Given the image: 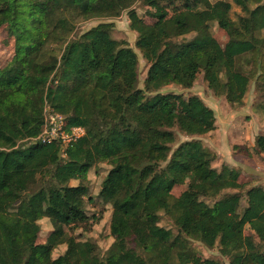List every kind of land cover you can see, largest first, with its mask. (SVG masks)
Segmentation results:
<instances>
[{"label":"trees","instance_id":"obj_1","mask_svg":"<svg viewBox=\"0 0 264 264\" xmlns=\"http://www.w3.org/2000/svg\"><path fill=\"white\" fill-rule=\"evenodd\" d=\"M125 11L148 64L143 89L137 57L111 36L110 23L76 34L87 21ZM210 22L226 33L224 45ZM0 29L13 43L0 67V264H224L199 255L190 240L219 247L228 264H264V185L213 166L216 154L195 137L215 130V114L199 97L154 94L170 84L190 88L201 71L234 109L253 84V106L264 116V0H0ZM45 101L67 128L93 132L63 148L28 143L41 131ZM173 129L191 139L172 149ZM232 153L264 162V135ZM99 164L109 167L97 198L111 206L113 240L102 256L64 230L99 221L81 207ZM186 178L192 182L174 196ZM161 214L175 234L160 226ZM43 218L55 232L41 245ZM59 245L66 249L53 258Z\"/></svg>","mask_w":264,"mask_h":264},{"label":"rangeland","instance_id":"obj_2","mask_svg":"<svg viewBox=\"0 0 264 264\" xmlns=\"http://www.w3.org/2000/svg\"><path fill=\"white\" fill-rule=\"evenodd\" d=\"M212 2L217 0H210ZM225 1H232V0H225ZM135 9L138 11L140 16L143 13V9L140 8L139 4H135ZM239 13V8L236 6L233 7L232 11V17L234 18L235 14ZM128 11H125L122 13V15L119 18L115 19H93L90 21H87L77 27L76 34L79 35L99 24L102 23H110L113 27L111 30V36L116 40H121L126 42V44L134 51L137 62H138V88L143 89V83L145 80L148 64L143 59L142 53L138 50V48L135 45L136 41V34L129 28V23L127 19ZM210 31L212 36L217 39V41L224 45L227 41V35L223 30H220L215 22H210ZM194 36V34H190L185 36L183 39H191ZM259 37L262 38V45L264 47V30H262L259 33ZM181 40V38L177 39ZM13 54V43L11 40L8 39L6 35V31L4 29H0V67H4L11 59ZM255 87L253 84L250 85L247 97H251L252 93H254ZM167 94V93H175L178 95H182L184 97L189 96H197L201 99H203L208 105H211L214 110L216 111L215 114L219 120L221 118L222 114L224 116H229V127H231V131H228L229 134V142H240L241 140L239 138L245 136V140H248L250 137V140H253L257 135H264V127L262 119L256 118L253 114L247 113L246 110L242 111L240 108L234 109L231 107V109H228V106L225 104V102L221 101V105H219V98L215 97L213 93L208 89L207 84L205 83L203 79V73L200 71L194 76L193 84L190 88H183L181 86L170 84L167 85L160 90L154 92V94ZM215 97V101H213V98ZM255 100V94H254ZM258 101H262V99L258 96ZM224 111H221L222 109ZM237 111V112H236ZM238 113V114H236ZM221 114V116H220ZM255 124H257L255 126ZM259 127V130L257 132V129ZM176 133V145H172V149H174L178 144L188 141L191 138L188 136H185L177 131V129H173ZM238 134H236V132ZM92 133L93 127H88L85 129V133ZM249 135V136H248ZM199 139L204 146L208 145L211 142V138L208 137V135L195 137V139ZM24 142H27L26 140ZM65 147V146H63ZM207 147V146H206ZM215 164V163H214ZM214 167L219 168V164L214 165ZM109 167L105 164H99L96 168L92 169L90 174H88L87 179V187H88V194L82 198L81 207L86 211L88 216L96 215L99 216L100 219L97 223L93 224L89 222L87 225L81 227V226H71L66 227L65 233L76 239L77 241H91L96 244L98 248V252L100 255H104L106 251L109 249L111 244L113 243L112 238L109 235V223H110V217H111V206L102 204L101 201L97 198L98 193L100 190L101 182L103 178L106 175L107 170ZM256 169V168H255ZM191 178L185 179V185L179 186L174 189L173 195L178 196L187 186V184L191 183ZM76 184V183H72ZM91 198V200H90ZM162 215V214H161ZM162 220L160 222V226L169 228L173 231L175 234L176 227L172 221L167 219L165 216H161ZM38 226L40 228V231L37 236L36 244H46L48 237L51 233L55 232V229L51 225L49 219L43 218L38 221ZM249 231L246 230L245 234H248ZM122 250H125L127 248V244L123 241H120L119 243ZM191 247L201 256L204 258L219 260L223 262L224 264H228V258L225 256L222 251L217 246L208 247L204 245L203 243L196 241V240H190ZM262 246V251L264 252V243ZM9 248L11 250H15V245L10 241L9 242ZM66 249L65 245H59L56 247V249L52 253V257L56 258L59 255H62Z\"/></svg>","mask_w":264,"mask_h":264},{"label":"crops","instance_id":"obj_3","mask_svg":"<svg viewBox=\"0 0 264 264\" xmlns=\"http://www.w3.org/2000/svg\"><path fill=\"white\" fill-rule=\"evenodd\" d=\"M253 96L254 93H252L251 97L245 96L244 105L240 107V110L242 111L246 110L247 113H251L256 118L262 119V122L264 124V116L261 115L257 110H255V107L253 106V99H254ZM201 100L204 102V104L207 107L212 109L215 114L216 111L214 110V108L211 105H208L203 99ZM213 101H215V97L213 98ZM218 101H219V105H221L222 104L221 101H223L228 106V109L229 110L231 109V106L225 101L224 98H219ZM221 111H224V109H222ZM228 124H229L228 115L224 116L222 114L221 118H219L218 120L215 114V130L207 134L208 137L211 138V142L208 145H206L207 147L206 146L205 147L210 149L217 156V160L214 165L219 164V168H220L222 164H225L237 170L240 174L241 182H248L253 180L254 183L264 185V162L258 159V157L254 155L243 156V155H235L232 153V147L234 145L247 146L250 148L253 147L255 138L253 140H250L249 137L248 140H245V136H244L239 138L241 140L240 142H229L228 131H231V127H229ZM256 125L257 124H255V126ZM258 130L259 127L257 129V132ZM235 132L236 134H238L237 131Z\"/></svg>","mask_w":264,"mask_h":264},{"label":"built area","instance_id":"obj_4","mask_svg":"<svg viewBox=\"0 0 264 264\" xmlns=\"http://www.w3.org/2000/svg\"><path fill=\"white\" fill-rule=\"evenodd\" d=\"M85 135V128L69 127L67 128L65 119L62 115L55 112L54 109L45 101L42 108V128L35 137L28 139V143L39 142L41 144H50L59 142L67 146Z\"/></svg>","mask_w":264,"mask_h":264},{"label":"water","instance_id":"obj_5","mask_svg":"<svg viewBox=\"0 0 264 264\" xmlns=\"http://www.w3.org/2000/svg\"><path fill=\"white\" fill-rule=\"evenodd\" d=\"M61 152H62V148H60V150H59V152H58V154H57L58 158H60V156H61Z\"/></svg>","mask_w":264,"mask_h":264}]
</instances>
